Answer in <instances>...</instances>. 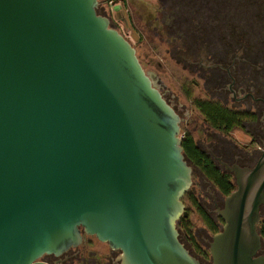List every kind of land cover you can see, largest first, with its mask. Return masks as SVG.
Here are the masks:
<instances>
[{"label":"water","instance_id":"obj_1","mask_svg":"<svg viewBox=\"0 0 264 264\" xmlns=\"http://www.w3.org/2000/svg\"><path fill=\"white\" fill-rule=\"evenodd\" d=\"M98 0H0V264H45L81 240L121 264H200L179 240L192 183L180 117ZM235 190L210 264H264V151Z\"/></svg>","mask_w":264,"mask_h":264},{"label":"flooded vegetation","instance_id":"obj_2","mask_svg":"<svg viewBox=\"0 0 264 264\" xmlns=\"http://www.w3.org/2000/svg\"><path fill=\"white\" fill-rule=\"evenodd\" d=\"M97 12L134 49L144 47V60L137 58L177 114L182 106L175 104L190 103L197 111L205 131L199 133L200 140L183 132L181 143L191 139L219 174L229 176L235 190V177L227 167L251 169L264 151V0H104L98 1ZM158 56L178 67L177 72L168 69V83L157 76L163 70V59ZM199 104L212 109L213 124L197 108ZM235 131L245 139L236 138ZM197 169L218 192L217 196L209 193L215 212L223 205L217 200L226 195ZM257 233L260 249L256 255L264 256V203L259 207ZM80 235L76 246L60 255L44 254L39 260L45 264H121L119 250L82 229Z\"/></svg>","mask_w":264,"mask_h":264},{"label":"rangeland","instance_id":"obj_3","mask_svg":"<svg viewBox=\"0 0 264 264\" xmlns=\"http://www.w3.org/2000/svg\"><path fill=\"white\" fill-rule=\"evenodd\" d=\"M100 2H103L104 0H98ZM132 44V43H131ZM133 45V44H132ZM134 46V45H133ZM136 55L140 60H144V47L143 46H136ZM159 58H162L160 62L163 65V70L157 71V76L162 80L164 83H168L166 79V73L168 72V69L171 71L177 72L178 67L174 65L171 62H166V58L164 56H158ZM157 57V58H158ZM180 105L182 107H180ZM175 106L180 107L179 116L181 117L183 124H180V130H179V137L181 138L183 132H189L190 135L194 140H200L201 137L199 133L202 131H205V127L201 123L200 119L197 117V111L191 106L190 103H182V104H175ZM187 113L186 115L184 113ZM188 122L191 124H188ZM236 138H239L240 140H244L245 138L241 137L239 132L235 131L232 133ZM192 183L190 185L189 190L186 192V194L182 198V202L184 204V210L186 212V223L187 227L190 229L191 234L195 240V242L199 245L201 249L204 251H207L209 242L211 241L212 233L207 229V227L204 225L202 218L197 213V208L194 207L191 204V200H196V203L201 207L204 212H206L211 219H215L216 215L214 212V206H213V200L209 193H211L213 196H217V190L210 186L201 176L199 173V170L196 167H193L192 165ZM223 201L218 199L217 203L218 205H221ZM221 228V224L219 225V230ZM179 233V231H178ZM179 239H181V242L185 246V248L189 249V251L192 253L193 251L190 248V243L182 236V234L179 233ZM195 258H197L200 262L203 264H210V257L208 259H204L201 256H198L196 252L192 253Z\"/></svg>","mask_w":264,"mask_h":264},{"label":"trees","instance_id":"obj_4","mask_svg":"<svg viewBox=\"0 0 264 264\" xmlns=\"http://www.w3.org/2000/svg\"><path fill=\"white\" fill-rule=\"evenodd\" d=\"M197 108L200 109L202 113H204L208 120L213 124L214 119L213 116H209V114H212V109H205L204 107H207L208 105H196ZM182 151L184 157L193 165H195L197 168H199L206 178L218 189L220 190L224 195H228L232 190H234V186L229 181V176H224L219 174V172L212 166L211 162L208 160L207 157H205L201 152L195 148L193 145V142L191 139H186L185 142L181 143ZM186 194V193H185ZM191 204L197 208V213L202 218V221L204 225L207 227V229L212 233H216L219 231V225L222 224L221 220L218 218L211 219L210 216L204 212V210L201 209V207L196 203V200H191ZM187 216V215H186ZM186 216H182L177 222H176V228L179 231L182 236L187 238V240L190 243V248L193 251L192 253L196 252L198 256H201L204 259H208L209 255L206 251L201 249L199 245L195 242L190 229L187 227L186 223ZM181 242V239H179ZM188 249V248H187ZM189 250V249H188ZM195 257V256H194Z\"/></svg>","mask_w":264,"mask_h":264}]
</instances>
